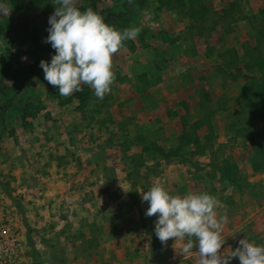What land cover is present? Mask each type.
I'll use <instances>...</instances> for the list:
<instances>
[{
  "label": "rangeland",
  "instance_id": "374dc122",
  "mask_svg": "<svg viewBox=\"0 0 264 264\" xmlns=\"http://www.w3.org/2000/svg\"><path fill=\"white\" fill-rule=\"evenodd\" d=\"M53 5L0 0L11 10L0 14V214L10 212L34 264H127L110 239L138 205L132 227L150 246L156 217L137 189L156 182L216 198L228 218L222 250L243 237L264 246V0H77L119 30L140 29L113 55L103 100L88 85L60 96L44 80ZM82 156L94 163L82 167ZM54 172L63 184L40 180ZM95 184L112 196L127 187L122 211L107 209L109 194L95 200ZM47 187L53 195L39 193ZM193 253L178 264H197Z\"/></svg>",
  "mask_w": 264,
  "mask_h": 264
},
{
  "label": "clouds",
  "instance_id": "9594fccd",
  "mask_svg": "<svg viewBox=\"0 0 264 264\" xmlns=\"http://www.w3.org/2000/svg\"><path fill=\"white\" fill-rule=\"evenodd\" d=\"M53 6L45 42L55 54L50 63H39L44 80L57 87L60 96L68 97L82 91L81 85H88L95 97L103 100L115 79L113 55L124 41L135 39L140 29L119 30L90 7L81 11L77 0H54ZM10 11L0 6V14L8 15ZM139 194L142 202L148 203L145 215L156 217L154 233L163 246L170 239L180 241V254L191 256L195 249L197 264H228L234 257L239 264H264V246H257L246 237L238 241L235 249L228 245L222 250L226 240L220 230L228 218L218 216V202L213 195L200 192L174 196L159 182Z\"/></svg>",
  "mask_w": 264,
  "mask_h": 264
},
{
  "label": "crops",
  "instance_id": "0c3cea01",
  "mask_svg": "<svg viewBox=\"0 0 264 264\" xmlns=\"http://www.w3.org/2000/svg\"><path fill=\"white\" fill-rule=\"evenodd\" d=\"M16 116H17L16 113L11 115L12 118H14ZM15 121L16 120H14V122ZM88 138H91V136H89ZM78 139H79V136H78ZM81 140L83 142V143H81L83 147H88V146L91 147L92 144H91V142L89 143V141H87V139H84V140L81 139ZM85 162L88 163V164L89 163H94V161L92 159L82 156L80 158V164H81L82 167L85 166V164H86ZM92 175H94V174H92ZM96 177L97 176L94 175L90 179H96ZM63 178L64 177L62 176V174H57V173L54 172V173H51L49 175L47 174L45 176H42L40 178V180H42L43 182H47V183L50 182L52 184H55V183L63 184V182H65V179H63ZM67 178H70V176H68ZM40 185L42 186V184H40ZM90 188L92 189V192H93V194L95 196V198H94L95 200H98L99 196H100V198L102 196L107 197L109 195L112 197V199L110 200V205H108V207H107V209L110 207L109 208L110 210H114V209L116 210L117 209L118 211H120V210L122 211V208L125 206L124 205V203H125L124 201H127L128 198H129V196H128L129 193L127 191V187L126 188L124 187L123 189L120 188L119 196H116V195L112 196L113 190H111V189H109V192L111 194L107 193L105 190L103 191L99 187V184H95L94 187L92 186ZM141 190H143V188H139L138 187L137 194L139 195L138 198H140V200H141V196H140L139 192ZM43 192H45V194L47 196L53 195V192L48 187H47L46 191H45V189L42 192L39 191L40 194L43 193ZM69 192L70 193H68L66 196H64L62 194L61 195L62 198H67L69 195H72V194L76 193L75 190L69 191ZM62 193H64V192H62ZM79 195H81V194H76V196L74 195V197H75L74 199H78L79 200V202L76 203L77 204L76 206H82L81 199L78 198ZM8 199L11 202V199L9 198V196H8ZM97 204H98L97 202L93 201L92 203H88V204L83 205V206H86V207L89 206V208L92 210L93 207L94 208H95V206L98 207ZM137 206L138 205H133L132 206V211L133 210L134 211L135 210H137V211L140 210V208H137ZM14 209L17 212H19V208H17L16 205L14 206ZM99 209H101V208L99 207ZM132 211L129 213L128 218L125 215L123 216V218H126V219L121 218V219H123L122 220L123 226L121 227L120 225H117V227L118 228H123V230H121L122 233L120 234V237L118 236L116 238L110 239V243H112L111 246H112V248L115 247V253H116L117 256H120V259L129 260V262L127 264H153V262H152V260L150 258L149 240H147V238L149 237L148 233H145L144 231L139 232V231H137V229H135V227L134 228L132 227L136 223L135 222L136 219H133V217H134L133 215L134 214L132 213ZM137 211H135V212L138 213ZM124 228L125 229L129 228V229H127V230H129L128 231L129 233H127V235H126V233L124 231L125 230ZM136 240L141 242L142 246L137 245L136 244ZM122 243H123V246H121ZM134 244L136 246H134ZM171 247H172V257L170 259L166 260V261L159 262L158 264H160V263L161 264H178L184 258H187V256H183L182 254H180L181 253V248H182V243L181 242L178 241V244L176 245V247H173V246H171ZM134 249H139V251L138 250H134ZM131 257H133L134 260L137 258L138 261L137 262L130 261Z\"/></svg>",
  "mask_w": 264,
  "mask_h": 264
},
{
  "label": "built area",
  "instance_id": "2783aa9c",
  "mask_svg": "<svg viewBox=\"0 0 264 264\" xmlns=\"http://www.w3.org/2000/svg\"><path fill=\"white\" fill-rule=\"evenodd\" d=\"M10 212L0 214V264H34L17 230L13 229Z\"/></svg>",
  "mask_w": 264,
  "mask_h": 264
},
{
  "label": "trees",
  "instance_id": "16d2710c",
  "mask_svg": "<svg viewBox=\"0 0 264 264\" xmlns=\"http://www.w3.org/2000/svg\"><path fill=\"white\" fill-rule=\"evenodd\" d=\"M149 249L150 258L153 264H158L159 262L166 261L172 257V250L167 246H163L153 231L151 234Z\"/></svg>",
  "mask_w": 264,
  "mask_h": 264
}]
</instances>
